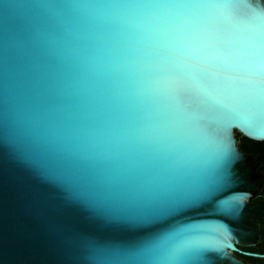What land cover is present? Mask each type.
I'll list each match as a JSON object with an SVG mask.
<instances>
[{
	"label": "water",
	"instance_id": "95a60500",
	"mask_svg": "<svg viewBox=\"0 0 264 264\" xmlns=\"http://www.w3.org/2000/svg\"><path fill=\"white\" fill-rule=\"evenodd\" d=\"M117 2L0 0V141L7 143L0 157V264H65L68 239L112 250L87 264H247L234 251L260 242L263 205L249 199L263 180L237 133L264 141V113L244 120L216 114L208 124L211 142H198L183 166L149 163L119 135L118 102L93 75L97 38L112 39L100 25ZM257 10L251 3L237 9L249 16ZM225 143L236 157L225 186L207 197L214 151ZM40 167L97 205L74 197ZM240 196L236 211L219 210ZM152 208L173 216L155 227L123 218ZM174 228L185 230L174 239L191 235L204 246L202 260L193 254L163 262L138 252Z\"/></svg>",
	"mask_w": 264,
	"mask_h": 264
},
{
	"label": "snow or ice",
	"instance_id": "6c2138e0",
	"mask_svg": "<svg viewBox=\"0 0 264 264\" xmlns=\"http://www.w3.org/2000/svg\"><path fill=\"white\" fill-rule=\"evenodd\" d=\"M249 3L258 9L253 15L237 11ZM108 7L114 11L100 33L112 39L97 38L93 75L118 102L119 135L149 163L183 166L198 142H211L208 124L216 114L244 120L264 113V0H118ZM6 145L0 141V157ZM235 157L228 144L216 146L207 197L225 186ZM40 169L74 197L97 205L60 174ZM243 198L222 201L219 210L234 212ZM158 213L152 208L123 218L155 227L173 216ZM181 231L159 232L138 252H154L163 262L193 254L202 260L204 246L191 235L173 238ZM102 251L112 250L74 239L61 247L65 264H87Z\"/></svg>",
	"mask_w": 264,
	"mask_h": 264
},
{
	"label": "flooded vegetation",
	"instance_id": "af4514ba",
	"mask_svg": "<svg viewBox=\"0 0 264 264\" xmlns=\"http://www.w3.org/2000/svg\"><path fill=\"white\" fill-rule=\"evenodd\" d=\"M239 144L245 153L255 156V162L262 175L263 183L249 200L252 203L262 204L264 210V143H261L262 145L249 142L242 143L240 140ZM234 253L238 259L243 260L247 264H264V216L261 220L260 242L247 247L238 246Z\"/></svg>",
	"mask_w": 264,
	"mask_h": 264
},
{
	"label": "trees",
	"instance_id": "16d2710c",
	"mask_svg": "<svg viewBox=\"0 0 264 264\" xmlns=\"http://www.w3.org/2000/svg\"><path fill=\"white\" fill-rule=\"evenodd\" d=\"M237 137H238V140L242 141V143H254V144H259V145H262L261 143H264V141H255V140H251L249 138H246L244 136H242L241 134L237 133Z\"/></svg>",
	"mask_w": 264,
	"mask_h": 264
}]
</instances>
